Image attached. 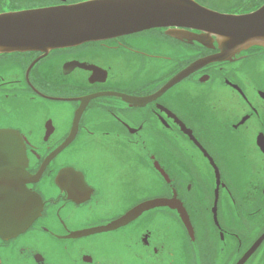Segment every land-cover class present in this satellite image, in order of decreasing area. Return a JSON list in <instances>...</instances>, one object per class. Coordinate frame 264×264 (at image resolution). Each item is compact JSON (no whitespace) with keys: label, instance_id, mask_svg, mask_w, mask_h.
Listing matches in <instances>:
<instances>
[{"label":"flooded vegetation","instance_id":"flooded-vegetation-1","mask_svg":"<svg viewBox=\"0 0 264 264\" xmlns=\"http://www.w3.org/2000/svg\"><path fill=\"white\" fill-rule=\"evenodd\" d=\"M88 1L0 0V14ZM194 1L235 16L264 5ZM173 30L0 55V131L23 138L27 188L43 208L24 233L0 236V264H240L256 243L244 264H264V46L197 66L219 56L218 39L204 46ZM154 199L182 204L191 227L162 207L82 235ZM159 216L167 230L143 227Z\"/></svg>","mask_w":264,"mask_h":264},{"label":"water","instance_id":"water-1","mask_svg":"<svg viewBox=\"0 0 264 264\" xmlns=\"http://www.w3.org/2000/svg\"><path fill=\"white\" fill-rule=\"evenodd\" d=\"M156 28L176 29L168 34L204 46L208 44L207 39H218L219 56L201 61L197 66L208 64L251 47L264 46V6L254 13L235 16L212 11L194 0H93L76 5L3 13L0 14V55L33 51L46 56L54 50ZM185 29L202 35L190 34ZM197 66L186 69L169 81L162 92L187 77ZM27 167L23 138L13 131H0V236L4 239L27 231L43 209L40 196L27 188L33 179ZM162 207L180 208L183 222L191 227L182 204L174 200L154 199L140 204L109 226L82 235L117 229L135 221L146 211ZM257 244L240 264L246 263Z\"/></svg>","mask_w":264,"mask_h":264},{"label":"rangeland","instance_id":"rangeland-1","mask_svg":"<svg viewBox=\"0 0 264 264\" xmlns=\"http://www.w3.org/2000/svg\"><path fill=\"white\" fill-rule=\"evenodd\" d=\"M207 4H210V1H208L207 2ZM164 48V47H163ZM103 151H105V152H109L110 153V151H109V149H105V150H103ZM134 154V153H133ZM109 155H105V162L106 161H109ZM134 156L132 155L131 157H129V160L130 161H134ZM143 177L144 176H146V180L147 181H154V179H153V175H151V173L149 172V174H143L142 175ZM104 216H99V217H97V219H99V218H103ZM158 222L156 223V224H150L149 222H148V220L147 221H145L144 223H143V227H146V226H148V227H152V228H154L155 230H159V231H164V230H167L168 229V225H170L167 221H166V217L165 216H159L158 218ZM143 222V220L142 221H140L137 225H138V227L139 228H142L143 229V227L141 226V223ZM112 239V237H106V238H101V239H99L97 242H105V241H108V240H111ZM122 246V241L120 240V242H119V245H118V247H117V249H116V257H122L123 258V256H122V253L120 252V247Z\"/></svg>","mask_w":264,"mask_h":264}]
</instances>
